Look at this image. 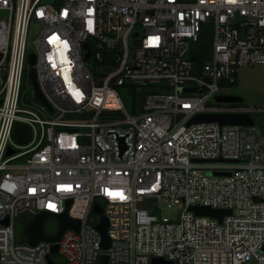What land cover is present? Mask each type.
I'll return each instance as SVG.
<instances>
[{
	"label": "built area",
	"instance_id": "obj_1",
	"mask_svg": "<svg viewBox=\"0 0 264 264\" xmlns=\"http://www.w3.org/2000/svg\"><path fill=\"white\" fill-rule=\"evenodd\" d=\"M209 25L212 57L195 75L190 49ZM250 66L264 67V0H0V264L105 255L109 264H264L263 132L187 126L198 115L264 112L215 100ZM126 84L155 86L136 114ZM18 125L31 131L25 144ZM69 200L81 228L64 233L58 253L49 241L17 242L19 216L63 214ZM96 204L107 250L101 216L90 221ZM161 204L179 216L163 220ZM191 207L231 214L219 222Z\"/></svg>",
	"mask_w": 264,
	"mask_h": 264
},
{
	"label": "water",
	"instance_id": "obj_2",
	"mask_svg": "<svg viewBox=\"0 0 264 264\" xmlns=\"http://www.w3.org/2000/svg\"><path fill=\"white\" fill-rule=\"evenodd\" d=\"M137 35V34H136ZM34 57L32 58L34 63ZM33 82L35 85V89L37 91V97L45 103L43 99L38 84L36 81L35 71L32 74ZM218 102V105H222L221 103H228L230 107H237V108H247V104H245L243 98L238 95H231V96H220L215 99ZM182 115L177 117V120L180 121L182 119ZM209 122H216L221 125H240V126H254L255 120L249 114H205V115H198L192 118L188 123L187 126H191L193 124L198 123H209ZM31 137V131L28 127L24 125H18L14 131V138L20 144H25L29 141ZM13 151L10 150L8 154H12ZM216 175H223V174H216ZM72 204V200L67 202V209L63 214H55L49 211H42L37 214L34 219L27 224L25 228V236L28 242L35 246L42 241H49L53 243V253H58L59 251V242L62 239V236L66 231L73 230L76 232L80 231L81 228V221L72 219L69 214L68 210ZM198 216H208L212 218H216L219 222L222 221L223 217L226 215H230V210H218L212 209L210 207H191L190 209ZM94 214L101 216V221L97 225V229L99 230L100 234L102 235V248L103 250H107L111 245V239L108 235V228L109 222L107 217L103 214L104 210L101 205L96 204L93 207ZM46 218H55L59 221V228L57 233L54 236H46L44 230V223ZM5 224H8V219L5 221ZM49 263L52 264L53 262L49 260ZM101 264H109V257L104 256L103 262ZM152 264H173L171 262H166L162 258H154L152 260Z\"/></svg>",
	"mask_w": 264,
	"mask_h": 264
},
{
	"label": "rangeland",
	"instance_id": "obj_3",
	"mask_svg": "<svg viewBox=\"0 0 264 264\" xmlns=\"http://www.w3.org/2000/svg\"><path fill=\"white\" fill-rule=\"evenodd\" d=\"M136 42L131 39L130 41V51L134 53L136 49ZM85 57H89L87 62L90 64V57L92 55V51L90 50V44H85L83 46ZM221 95H238L243 98L245 104L250 109L253 110H264V67L262 66H250V67H242L239 69L237 74V82L236 84L225 86L221 89ZM253 119L255 120V125L263 131L264 128V112H256L251 113ZM120 116H105L101 117V120H110L115 121ZM97 202L100 204H104V201L101 199H97ZM160 213L159 216L163 220H174L180 214V209L177 206L169 207L167 204L160 205ZM29 216L30 214H22L16 220V235L17 242H26L28 241L25 236V228L28 224L27 218L25 216ZM32 218V216H31ZM99 216L92 213L90 217V221L98 220ZM59 228V221L55 218H46L44 223V230L47 233H52L57 231ZM57 260H62V256L60 254H55L53 256Z\"/></svg>",
	"mask_w": 264,
	"mask_h": 264
},
{
	"label": "trees",
	"instance_id": "obj_4",
	"mask_svg": "<svg viewBox=\"0 0 264 264\" xmlns=\"http://www.w3.org/2000/svg\"><path fill=\"white\" fill-rule=\"evenodd\" d=\"M212 26H204L202 33L198 42L192 44L190 49V58L193 62L194 74H200L204 65L212 57ZM155 86H134L132 84H126L122 90V97L125 101L128 111L132 114H136L142 108L144 100L146 99L147 94L150 90H154ZM262 131V130H261ZM264 134V128H263ZM152 213H155L154 210H151ZM29 218V216H25ZM32 221V218H29L28 223ZM57 231L48 233L55 234Z\"/></svg>",
	"mask_w": 264,
	"mask_h": 264
},
{
	"label": "flooded vegetation",
	"instance_id": "obj_5",
	"mask_svg": "<svg viewBox=\"0 0 264 264\" xmlns=\"http://www.w3.org/2000/svg\"><path fill=\"white\" fill-rule=\"evenodd\" d=\"M30 218H31V216H30ZM28 220L27 221H29V218H27ZM29 224V223H28Z\"/></svg>",
	"mask_w": 264,
	"mask_h": 264
}]
</instances>
